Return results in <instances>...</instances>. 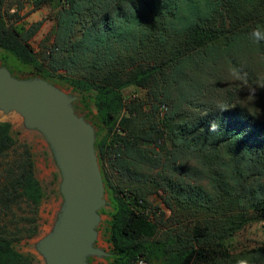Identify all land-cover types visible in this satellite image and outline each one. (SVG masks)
I'll use <instances>...</instances> for the list:
<instances>
[{
  "label": "trees",
  "instance_id": "16d2710c",
  "mask_svg": "<svg viewBox=\"0 0 264 264\" xmlns=\"http://www.w3.org/2000/svg\"><path fill=\"white\" fill-rule=\"evenodd\" d=\"M24 1L51 0H0L1 59L92 100L109 264H264V247L227 243L264 222V0H56L44 62L29 48L42 22L14 25ZM129 88L146 100L127 103ZM12 129L0 123V264H36L17 245L39 237L45 192ZM192 205L217 219L184 220Z\"/></svg>",
  "mask_w": 264,
  "mask_h": 264
},
{
  "label": "water",
  "instance_id": "95a60500",
  "mask_svg": "<svg viewBox=\"0 0 264 264\" xmlns=\"http://www.w3.org/2000/svg\"><path fill=\"white\" fill-rule=\"evenodd\" d=\"M77 100L47 80L20 79L0 67V111L19 114L27 130L45 138L62 178V208L52 231L36 245L45 264H90L93 258L112 257L97 246L101 212L109 206L97 131L77 114Z\"/></svg>",
  "mask_w": 264,
  "mask_h": 264
},
{
  "label": "rangeland",
  "instance_id": "374dc122",
  "mask_svg": "<svg viewBox=\"0 0 264 264\" xmlns=\"http://www.w3.org/2000/svg\"><path fill=\"white\" fill-rule=\"evenodd\" d=\"M23 10L19 11V16L17 17L15 14H18V7H15V12H11V15L16 16L14 20H17L14 24L15 27H24L30 28L32 25L36 23L42 22V28L37 36L31 40L29 43V48L34 56L40 61L44 62L45 55L51 49L54 42V34L57 27V19L56 16L61 8L60 4L56 0H51L50 2L43 6L40 9H34V5L30 1L23 2ZM4 56L3 52L0 51V67L6 66L1 57ZM8 68V66H6ZM12 74L20 79H30V78H40V77H32L29 72L32 71L31 67H27L24 65L12 66L11 69L8 68ZM43 79V78H42ZM57 80V79H56ZM48 81V80H47ZM50 82V81H49ZM52 83V82H51ZM55 86L59 87L63 91L68 94H72L78 98L76 105V112L80 116H84L88 122H90L97 131L98 136V128H96V111L94 104L91 99H82L81 96L76 93L73 88L64 84H55ZM125 100L129 103L131 100H146V91L129 88L124 92ZM149 110L147 107L146 111ZM0 123H10L13 126L12 133L15 138L23 143H27L32 148L34 153L35 162H36V173L43 190L45 192V200L41 207L40 213V225L41 231L39 237L33 240L23 241L17 245V251L22 254H31L36 257V264H45L43 257L36 250V245L40 240L46 237L53 229L55 222L57 220V216L63 205V197L60 193V185L62 182V178L56 162L54 160L53 154L50 150L49 144L45 140V138L36 131H29L24 127L23 118L17 113H11L9 115L4 114L0 111ZM98 141V137H97ZM98 154V153H97ZM99 158V157H98ZM151 199L155 206H160L161 200L160 197L156 194L152 196ZM106 199L108 196L106 194ZM218 201V200H217ZM226 198H219V205L217 210L227 208ZM109 202V201H108ZM193 206V205H192ZM191 208V210H185L183 213H180V216L186 220H193V215L197 213L201 217L204 218H215V214L213 211H205L198 208ZM219 208V209H218ZM112 212V208L108 206L104 209V212L101 213V224L99 226V238L97 246L99 248H103L107 252L110 253V245L107 242V238L105 235L106 228L108 226V222L110 220V214ZM220 215H218L219 217ZM217 219V218H215ZM231 247L235 254H239L245 251H256L264 247V222H257L248 225L245 229L241 230L232 241L227 242ZM110 263L109 259H97L93 258L90 261V264H107Z\"/></svg>",
  "mask_w": 264,
  "mask_h": 264
},
{
  "label": "built area",
  "instance_id": "2783aa9c",
  "mask_svg": "<svg viewBox=\"0 0 264 264\" xmlns=\"http://www.w3.org/2000/svg\"><path fill=\"white\" fill-rule=\"evenodd\" d=\"M167 108L166 107H163L162 109H161V115L162 116H164V114L167 112ZM137 264H148L147 262H145L144 260H141V261H139Z\"/></svg>",
  "mask_w": 264,
  "mask_h": 264
},
{
  "label": "crops",
  "instance_id": "0c3cea01",
  "mask_svg": "<svg viewBox=\"0 0 264 264\" xmlns=\"http://www.w3.org/2000/svg\"><path fill=\"white\" fill-rule=\"evenodd\" d=\"M107 264H109V263H107Z\"/></svg>",
  "mask_w": 264,
  "mask_h": 264
}]
</instances>
